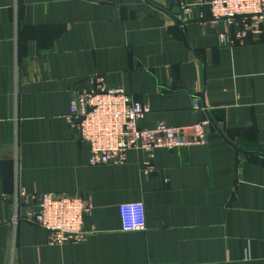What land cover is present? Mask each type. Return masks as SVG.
Segmentation results:
<instances>
[{
    "label": "crops",
    "instance_id": "crops-1",
    "mask_svg": "<svg viewBox=\"0 0 264 264\" xmlns=\"http://www.w3.org/2000/svg\"><path fill=\"white\" fill-rule=\"evenodd\" d=\"M150 2L178 5L183 26L144 0H0V264H264V25L227 46L238 21L212 22L197 0ZM94 76L150 108L142 128L207 119L208 143L90 165L69 118ZM18 188L88 201L85 239L48 246L7 200ZM132 202L144 231L122 230Z\"/></svg>",
    "mask_w": 264,
    "mask_h": 264
},
{
    "label": "built area",
    "instance_id": "built-area-1",
    "mask_svg": "<svg viewBox=\"0 0 264 264\" xmlns=\"http://www.w3.org/2000/svg\"><path fill=\"white\" fill-rule=\"evenodd\" d=\"M209 7L211 21H224L240 29L220 35L222 44L232 46L248 36H261L264 25V0H197ZM90 88L79 92L71 102L70 124L90 148L89 164L122 165L130 150L146 153L148 160L158 149H184L208 143L212 126L207 119L172 127L159 122L152 129L141 127L150 108L135 100L122 87H108L101 76L90 80ZM194 110H201L197 99ZM152 169L148 167L145 171ZM15 210L26 207L22 220L31 222L47 232L48 246L78 243L88 234L84 229L92 211L88 201L72 194H27L16 189L14 198L7 197ZM32 205L29 206V203ZM124 232H140L146 229V210L141 202L123 203L118 206ZM16 217V216H15ZM16 217V218H17Z\"/></svg>",
    "mask_w": 264,
    "mask_h": 264
},
{
    "label": "water",
    "instance_id": "water-1",
    "mask_svg": "<svg viewBox=\"0 0 264 264\" xmlns=\"http://www.w3.org/2000/svg\"><path fill=\"white\" fill-rule=\"evenodd\" d=\"M147 4H149L150 6H152L153 8H155L156 10L162 12L163 14H165L166 16H168L177 26L182 27L184 24V20L181 18L180 13H181V8L178 5H175L173 8L171 9H165L162 8L161 6H158L152 2H150V0H144Z\"/></svg>",
    "mask_w": 264,
    "mask_h": 264
}]
</instances>
